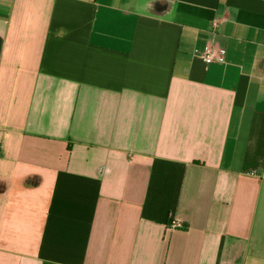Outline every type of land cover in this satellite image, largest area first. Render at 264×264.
<instances>
[{
	"label": "crops",
	"instance_id": "1",
	"mask_svg": "<svg viewBox=\"0 0 264 264\" xmlns=\"http://www.w3.org/2000/svg\"><path fill=\"white\" fill-rule=\"evenodd\" d=\"M0 264H264V0H0Z\"/></svg>",
	"mask_w": 264,
	"mask_h": 264
},
{
	"label": "built area",
	"instance_id": "2",
	"mask_svg": "<svg viewBox=\"0 0 264 264\" xmlns=\"http://www.w3.org/2000/svg\"><path fill=\"white\" fill-rule=\"evenodd\" d=\"M214 27H218L217 23H214ZM226 55V51L223 48H215L212 46H207L203 52L204 61L207 64H212L215 62H223ZM171 226L173 228L178 227V222H172Z\"/></svg>",
	"mask_w": 264,
	"mask_h": 264
}]
</instances>
